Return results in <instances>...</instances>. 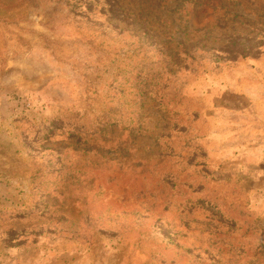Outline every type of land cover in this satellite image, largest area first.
Returning <instances> with one entry per match:
<instances>
[{"label": "rangeland", "instance_id": "1", "mask_svg": "<svg viewBox=\"0 0 264 264\" xmlns=\"http://www.w3.org/2000/svg\"><path fill=\"white\" fill-rule=\"evenodd\" d=\"M0 264H264V0H0Z\"/></svg>", "mask_w": 264, "mask_h": 264}]
</instances>
